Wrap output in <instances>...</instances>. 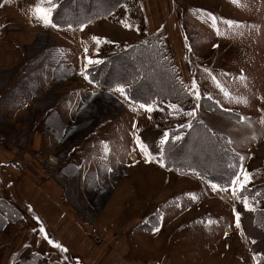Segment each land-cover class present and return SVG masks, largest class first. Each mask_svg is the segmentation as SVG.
I'll use <instances>...</instances> for the list:
<instances>
[{
  "label": "crops",
  "instance_id": "crops-1",
  "mask_svg": "<svg viewBox=\"0 0 264 264\" xmlns=\"http://www.w3.org/2000/svg\"><path fill=\"white\" fill-rule=\"evenodd\" d=\"M134 1L135 5H131L132 0H126L109 16L79 28L57 26L52 22L44 26L34 20L32 24L41 28L32 33L21 25L26 21L22 11L13 15L17 11L13 7L14 0L3 3L11 7L6 11H3V4L0 5V198L18 208L26 222L15 238L14 249L25 243L30 231L27 242L37 252L51 254L59 245L81 264H228L224 257L227 248L206 244V239H213L215 235L207 231L205 219H201L200 224L197 220L193 225L198 215L206 212L207 197L227 200L229 193L219 185L190 172L161 166L152 157H148L147 162L153 164L161 179L147 177L142 181L139 169L121 168L117 152L107 159L109 164L105 170L97 165L91 169L81 154L72 150L85 129L94 122H104L122 104L141 103L131 101L126 94L121 95L115 90L119 87H97L88 79L87 67L82 77L77 78V86L72 87V80L67 75H57L47 59L49 49L54 46L49 33L55 28L71 27L74 36L80 39L84 28L90 26L88 28H92L94 36L101 41L95 53L102 54L103 60L150 34H160L163 29H173L177 34L185 14L192 20L198 19L188 13L186 0H183L184 10L177 7L174 0ZM193 2L190 5L193 10L196 4L201 6L198 7L202 11L199 13L204 14L201 20L213 22L224 19L225 13H230L234 5L226 0ZM13 26L21 28L26 39L10 41L13 36L6 29ZM194 31V26L188 28L189 44L197 55L192 65L198 62L201 66L202 57L211 53L219 43L198 39ZM182 61L183 66L178 64L180 78L188 88L192 81L199 88V79L189 73L184 57ZM224 71L232 74L230 70ZM202 77L215 78V75L212 70H207ZM201 96L198 94L195 98L199 104ZM161 102L169 101L144 105ZM181 106L189 108V101ZM134 111L133 116H137L143 109L134 107ZM193 118L185 113L176 121L181 126ZM79 126L83 128L77 130ZM255 126L260 128L261 125ZM173 128H168L167 133ZM117 134L116 141L121 142V132ZM229 137L232 148L239 152L233 143L234 138ZM263 147L264 143L257 145L256 152H263ZM120 149L121 143L117 146V150ZM53 154L60 162L54 166L44 164L42 160L46 155ZM217 186L220 190L216 189ZM192 191H199L202 198L199 195L200 199H192ZM75 201L83 208L97 205L95 216L87 218L75 206ZM112 202H115L113 208ZM210 206L216 207V204ZM200 207L205 208L201 210ZM213 207L212 210L218 212L217 207ZM23 208L35 216L38 225ZM153 217L158 222L151 228L148 224ZM203 221L205 229L201 230ZM187 224L197 226V229L180 230ZM12 226L13 223L6 228ZM49 240L53 243L50 244ZM248 260L254 264L251 252Z\"/></svg>",
  "mask_w": 264,
  "mask_h": 264
},
{
  "label": "rangeland",
  "instance_id": "rangeland-1",
  "mask_svg": "<svg viewBox=\"0 0 264 264\" xmlns=\"http://www.w3.org/2000/svg\"><path fill=\"white\" fill-rule=\"evenodd\" d=\"M14 1L15 5L13 7L17 11L13 15H19V11H22L26 20L22 21V27L30 30L31 33L41 28L40 25L32 24L34 20H37L31 15V9L35 6L36 0ZM56 1L52 0V3L54 4ZM186 1L188 2V5H186L188 13L198 19L192 20L185 14L183 25L177 31V34L173 29H163L160 31V37L175 65L178 76L179 72L181 74L178 64L183 66L182 59L184 57V65L189 73L199 79L200 89L198 86L193 87V81L189 86L191 91V98L188 100L189 108H183L181 104L171 102L153 103L146 105L151 106V112L142 108L143 112L141 114L133 116L134 107H139L140 104L132 102H128L127 105L122 104L119 110L110 114L111 116L108 115L109 117L107 116L104 122H94L91 127H87L85 133L79 137L78 142L72 146V150L81 154L82 159L89 168L92 169L93 166L97 165L98 168L100 167L103 170L109 164L107 159L113 157L117 152L122 162L120 165L122 169H139L142 181H145L147 177L160 180V173L155 170L156 168L152 163L146 162L148 157L158 161L157 156L161 152V142L165 139L164 134L167 133V129L179 127L180 124L176 120L182 118V115L185 116V113H194V118L186 125L195 121H202L212 131L227 136L228 140L229 136L234 138L233 143L236 145L241 157L239 168L241 170L233 179L237 180V183H231L229 187L225 188L219 186L224 192L229 193L228 196L226 195L229 201L226 198L220 200L218 197L212 199L207 197V207H200L201 210L205 208L206 212L198 215L199 218L193 221V225H196L197 220L200 224L201 219H205L207 231L215 235L213 239H206V244L210 243V245L227 248L224 257L227 258L228 264H235L236 262L251 264L248 260L250 252L253 254L254 264H257L259 257L264 256V231L258 229L254 224L253 210L264 208V198H257L252 194H241L239 191L242 184L244 187L258 185L260 187L259 191H264V151L256 152V146L264 143V0H238V2L226 0L234 4L232 11L225 13L224 19L221 21L214 22L207 19L202 21L204 14L199 13L202 11H199L198 8L201 6L196 4L197 7L193 10L190 6L194 3L193 0ZM174 3L182 10L185 9L183 0H174ZM131 5H135L134 0H132ZM44 6L49 7L47 4ZM2 8L3 11H6L11 7L3 4ZM227 21H231L233 24L230 26L226 23ZM40 24L43 25L41 22ZM192 26L195 28L194 34L198 39L217 40L219 43L211 53L202 57L201 66L198 62L194 66L192 65V60L197 58L192 45L189 44L188 28ZM88 27L90 26L84 28L80 39L74 36V30L71 27H65L64 30L55 28V31L49 33L54 46L49 49L47 59L50 60V65L57 75H67L69 80H72V87L77 86L76 80L78 77H82L83 70L86 67L99 63L104 57L102 54L95 53L101 41L92 39L95 37L93 29ZM6 30L13 36L10 41L14 39L21 41L27 37L19 27L13 26ZM1 37L2 33L0 32V39ZM190 50L191 59L189 58ZM207 70H212L215 78H203L202 75ZM224 70H230L232 74H227ZM197 94L202 95L200 100L204 97L212 99L222 108L237 116L227 117L208 110L202 104V101L199 104L198 100H195ZM172 105L176 107L173 108ZM130 107L133 108L130 109ZM122 117H124V120ZM256 124L261 125L260 128L255 126ZM81 128L83 126H79L77 130ZM118 132H121L123 138L121 142L116 141ZM63 138H67V136ZM119 143H121V149L118 151L117 146ZM57 144L60 145V143ZM261 149H264V147ZM48 156L46 155L42 160L46 165L49 163ZM59 162L58 159L57 164ZM253 171L256 172L257 179H254L253 175L251 176ZM190 173L202 179L193 172ZM245 175L248 177L247 180H245ZM185 181L193 180L185 179ZM219 187L217 186L216 189L220 190ZM233 192H235V195H233ZM199 195V191H192L190 197L192 199L202 198L201 195L199 198ZM114 204L115 202L111 203V208ZM195 204L205 205L202 203ZM211 204H216L218 212L215 213L212 210L213 206H210ZM245 204H247V207ZM75 206L90 219L95 216L94 212L96 213L98 210L97 205L93 208L90 206L83 208L77 201H75ZM216 207H213V209ZM16 209L18 210V208ZM23 209L25 214L27 213L28 216L32 217L35 225H38L35 216L31 215L27 208ZM23 215L21 214L22 217H24ZM237 216L239 217L238 227ZM157 222V218L153 217L148 226L153 228L157 225ZM12 223L9 222L8 224L11 225ZM25 224L24 220V227ZM193 225L181 226L180 230L193 231L197 229V226ZM6 226L0 230L2 233L0 234V264H5L12 253L22 246L30 245L27 239L30 237L31 232L28 231L25 243L14 249L15 238L17 237L15 235L16 230L14 226L9 228H6ZM200 229H205L204 221ZM24 231L26 232V230ZM39 253L41 252L39 251ZM51 254H55L56 259L63 261L65 264H81L78 263L79 261L75 257L70 256L60 247H57L56 251Z\"/></svg>",
  "mask_w": 264,
  "mask_h": 264
},
{
  "label": "trees",
  "instance_id": "trees-1",
  "mask_svg": "<svg viewBox=\"0 0 264 264\" xmlns=\"http://www.w3.org/2000/svg\"><path fill=\"white\" fill-rule=\"evenodd\" d=\"M5 1L0 0V5ZM125 1L59 0L51 9L50 20L57 26L69 25L79 28L109 16ZM85 73L97 87H122L128 99L141 104L159 101L182 104L191 98V92L178 76L159 33L150 34L143 40L87 67ZM200 101L214 113L227 117L237 116L212 99L204 97ZM157 160L166 168L193 172L222 188L231 185L241 165V157L232 149L228 137L212 131L202 121L169 129ZM255 174L253 171L251 176L257 179ZM259 188L258 185L243 187L239 193L264 198V191L260 192ZM253 221L258 229L264 231V208L254 211ZM9 222H13L15 235H18L24 227V218L14 205L0 198V230ZM5 264L65 263L56 259L55 254H41L30 245H25L12 253ZM257 264H264V256L259 257Z\"/></svg>",
  "mask_w": 264,
  "mask_h": 264
},
{
  "label": "snow or ice",
  "instance_id": "snow-or-ice-1",
  "mask_svg": "<svg viewBox=\"0 0 264 264\" xmlns=\"http://www.w3.org/2000/svg\"><path fill=\"white\" fill-rule=\"evenodd\" d=\"M233 2H238V0H233ZM45 4L49 5V7H45L44 6ZM51 7H54L52 0H36L35 6L31 9V15L33 18L39 20L44 26H49L51 24V20L49 19ZM213 19H215V18H213ZM226 23H228L230 26L233 24V22H231V21H227ZM52 26H54V25H52ZM92 39L97 40L98 38L93 37ZM89 62L91 63L92 61H89ZM97 62H99V61H97ZM193 87H195V85H193ZM115 90L120 92L121 95L125 94V90L122 87H119ZM125 98L127 99V97H125ZM139 107L145 108V110L149 111V112L152 111L151 106H146L144 104H141V105H139ZM172 107L175 108L176 106L172 105ZM188 115H194V113H188ZM164 136H165V141H166L168 134L165 133ZM165 141H162L161 143H164ZM161 166H163V164H161ZM247 179H248V177H247V175H245V180H247ZM232 183L233 184L237 183V180H233ZM243 187H244V185L242 184L241 188H243ZM233 195H235V192H233ZM245 206L247 207V204H245ZM238 226H239V217L237 216V227ZM41 231H43V229H41ZM157 231H159V229H157ZM49 243L51 244L53 242L51 240H49ZM56 247H59V245H56Z\"/></svg>",
  "mask_w": 264,
  "mask_h": 264
},
{
  "label": "built area",
  "instance_id": "built-area-1",
  "mask_svg": "<svg viewBox=\"0 0 264 264\" xmlns=\"http://www.w3.org/2000/svg\"><path fill=\"white\" fill-rule=\"evenodd\" d=\"M9 4L11 5L12 3H9ZM52 158H55L56 161H54ZM48 161H49V163H48L49 165L54 166V163L58 162V159H57V157L54 156V155H49V156H48Z\"/></svg>",
  "mask_w": 264,
  "mask_h": 264
},
{
  "label": "bare ground",
  "instance_id": "bare-ground-1",
  "mask_svg": "<svg viewBox=\"0 0 264 264\" xmlns=\"http://www.w3.org/2000/svg\"><path fill=\"white\" fill-rule=\"evenodd\" d=\"M53 159V158H52ZM54 161H56V159H53ZM57 164V162L56 163H54V165H56Z\"/></svg>",
  "mask_w": 264,
  "mask_h": 264
}]
</instances>
